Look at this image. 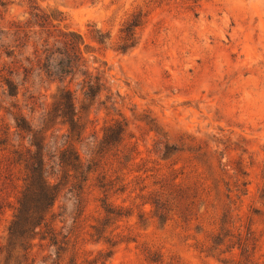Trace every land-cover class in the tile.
Wrapping results in <instances>:
<instances>
[{"label": "rangeland", "instance_id": "1", "mask_svg": "<svg viewBox=\"0 0 264 264\" xmlns=\"http://www.w3.org/2000/svg\"><path fill=\"white\" fill-rule=\"evenodd\" d=\"M30 6L61 14L59 29L80 36L89 72L102 76L104 87L117 102L116 111L106 110L101 105L106 91L88 102L77 85L80 80L71 85L77 116L85 128L76 146L80 156L98 145L105 128L120 120L118 114L126 123V143L136 147L135 160L117 174L126 185L125 192L110 198L114 206L130 210V217L113 223L103 235L117 242L108 264H238L240 250L227 252L228 241L220 247L213 243L221 233L227 207L226 184L235 201L231 234L245 236L250 227L258 240L253 262L264 264V203L260 199L264 190V0H0L1 25L25 24L30 20ZM136 16L144 23L136 30L137 44L122 53L123 29ZM100 37L103 44L98 42ZM15 83L17 99L2 102L0 98V138L6 141L0 146L1 264H23L26 248L23 236L10 239L8 228L25 175L22 162L15 167L11 162L23 159L19 154L25 152L30 136L14 135L9 114L22 108L31 94L34 123L39 125L63 87L49 86L34 76L27 84L21 85V78ZM62 121L55 116L46 127L51 128L45 134L50 146L57 141L59 147L65 140L67 125ZM42 137L38 135V141ZM164 146L175 151L168 149V158L162 162L154 150L163 152ZM3 148L7 150L2 152ZM202 152L212 154L215 173L211 178L199 157ZM239 166L248 182L247 194L240 198L234 185ZM52 173L60 179L61 173ZM163 178L170 184L166 194L173 209L166 222L159 220L150 204L159 194L154 182ZM50 181L54 182L53 176ZM94 184L95 176H91L89 203L79 218L67 186L59 188L47 220H54L69 241L59 258L56 247L36 236L31 250L34 264H92L98 251H109L104 240L94 243L88 237L89 227L102 222L98 202L102 196ZM191 202L185 213V205ZM44 233L42 229L40 234ZM74 251L76 258L71 261ZM9 255L16 258L15 263L13 258L7 261Z\"/></svg>", "mask_w": 264, "mask_h": 264}, {"label": "trees", "instance_id": "2", "mask_svg": "<svg viewBox=\"0 0 264 264\" xmlns=\"http://www.w3.org/2000/svg\"><path fill=\"white\" fill-rule=\"evenodd\" d=\"M30 9V20L25 24L13 22L5 28L0 23V98L2 102L17 99L18 85L15 83L16 78H21V85L27 84L34 76L40 80L44 79L49 86L58 83L62 84L63 87L58 91L51 109L44 112L39 125L34 123L35 104L31 94L24 98L22 108L17 109L15 114H9L15 125L14 135L19 136L24 133L30 136V139H28L25 152L19 154V157L23 159L11 162L14 167L19 166V162H22L25 175L23 188L19 192L13 219L8 228V235L10 239H15L18 236H23L25 239L26 248L22 257L23 264H34L31 259V250L33 241L38 235L40 241L48 240L50 247H56L60 258V252L63 251L62 254L65 252L62 246L63 248L67 246L69 238L62 235V228L58 230L56 224L53 223L54 220L48 221L47 216L50 214L58 196L59 188L67 186V193L74 200L73 207L77 218L81 217L89 203L90 193L87 184L91 176H95L93 187L102 196L98 200L102 222L89 227L88 237L94 243L104 240L110 248L108 252L98 251L96 258L92 260V264H108L117 242H113L111 239L103 237V235L113 223L130 217V210L114 206L110 198L113 195L125 192L126 185L122 183L123 179L117 174L125 164L135 160L136 147L135 145L130 147L126 143L128 136L126 123L118 114L120 120H115L113 124L105 128L103 138L98 145H93L92 149L87 150L85 157L80 156L76 146L81 143V134L84 133L85 128L80 125V118L77 116V97L75 91L70 89L71 85L80 80L77 85L81 87L83 99L88 102H93L100 96L101 92L106 91V101L101 103L106 110L116 111L117 102L110 90L104 87L105 83L102 76L99 74L93 75L89 72L82 57L80 36L75 32L59 29L62 22L61 14L56 10L41 11L34 6H30ZM143 24L140 17L136 16L125 26L123 29L124 38L119 47L120 52L126 53L136 46L138 41L136 30L141 28ZM98 42L103 44L104 38L100 37ZM15 106L11 105V108H15ZM55 116L60 117L63 124L67 125L66 135L62 136L65 140L59 147L56 146L57 141L50 146L46 142L45 135L51 130V128L46 127ZM52 133L49 136L50 138L53 137ZM40 134L43 137L41 141H38L37 136ZM5 142L0 138V146H4ZM156 146H161V143L157 142ZM168 149L175 151L172 147L164 146L162 152L161 149L156 147L154 155L164 162L168 158ZM5 150L7 148H3L1 151ZM161 152L162 156H160ZM11 154L15 157L17 152L13 151ZM210 155L212 154L202 152L199 157L205 160L207 172L211 178L214 176L215 170ZM48 170L51 172L48 173ZM54 170L61 173L60 179L52 173ZM50 176L54 177V182L50 181ZM176 178L174 177L172 181ZM214 180L217 182L216 179ZM63 181H65L64 184ZM154 185H159V194L157 199L150 204L153 206L154 212L157 213L159 220L166 222V217L173 211L169 208V194H166L167 187L170 184L163 178L157 183L154 182ZM234 185L238 198L247 194L246 172L240 166L237 167L235 172ZM226 186L229 193L227 195V207L221 218V233L213 239V243L215 246L220 247L228 241L230 251L227 252H232L235 248L240 250L238 264H254L253 258L258 240L250 227L247 229L245 236L231 234L232 231L229 228L233 225L232 214L234 210L232 208L235 206V201L230 197L232 191L227 184ZM179 198L182 201V197ZM260 199L264 203V190L261 192ZM171 200L173 201V199ZM181 201L175 207L178 210ZM191 205H193V202L185 205V213L189 211ZM139 218L141 219L142 215ZM42 229L46 230L44 235L40 234ZM59 237H61V241ZM215 249L217 250V248ZM1 254L2 251H0V256ZM12 258L15 263L16 258L12 255H9L7 261L10 262ZM75 258L76 252L74 251L72 252L71 261H75ZM72 264L75 263L72 262Z\"/></svg>", "mask_w": 264, "mask_h": 264}]
</instances>
